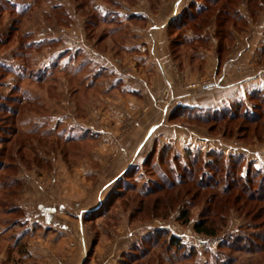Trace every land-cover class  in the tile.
Returning a JSON list of instances; mask_svg holds the SVG:
<instances>
[{
  "label": "rangeland",
  "instance_id": "374dc122",
  "mask_svg": "<svg viewBox=\"0 0 264 264\" xmlns=\"http://www.w3.org/2000/svg\"><path fill=\"white\" fill-rule=\"evenodd\" d=\"M167 1L0 0L1 264H264L256 237L264 235L262 203L241 197L222 205L239 193L223 190L247 184L249 172L251 188L264 193V130L229 120L234 112L264 114V87L214 106L164 88L155 99L162 126L131 159L119 146L137 119L120 121L112 105L89 104L87 73L99 65L92 55L108 54L104 75L131 82L134 65L124 54ZM257 1L183 0L172 21L186 11L203 16L181 29L168 24L175 71L205 73L214 56L222 67L232 53L254 48L257 63L240 71L264 73V0ZM212 82L187 88L204 92ZM215 195L223 200L218 231L199 234L194 225Z\"/></svg>",
  "mask_w": 264,
  "mask_h": 264
},
{
  "label": "crops",
  "instance_id": "0c3cea01",
  "mask_svg": "<svg viewBox=\"0 0 264 264\" xmlns=\"http://www.w3.org/2000/svg\"><path fill=\"white\" fill-rule=\"evenodd\" d=\"M182 2L183 0L164 2L165 4L157 14L149 16L148 24L140 31L138 30L140 39L131 46L129 45L130 47L128 46L131 51L123 53L124 57L126 56L128 61L134 65L131 71L134 77L131 82H126L116 72L114 76L104 75L102 71L108 72L109 70L108 54L96 52L94 53L95 56L92 55L91 57L99 65L96 66L95 72L87 73L88 79H86L85 87L87 94L90 95L89 104L91 106L94 103L97 105L106 103L112 105L114 107L113 112H115L117 120L120 119V121L125 115L137 119V124L124 136L123 143L119 146L123 156L129 159L144 146L145 138L150 137V130L155 131L162 126V120H159L162 119L161 113L156 107L155 99L164 88H171L175 95L191 96L187 101L192 102V104L214 106L223 105L234 98L246 96L247 92L253 89L264 87V73H258L256 70L250 72L240 71V68L249 65L253 67L257 63L254 48V50H249L244 54L242 49L232 53L222 67L220 57L214 56L208 62L205 73L194 74L189 67H184L181 70L182 76L175 71L176 66L166 29L168 24L175 18L177 8L180 5L184 6ZM263 19L261 17L259 22L263 23ZM251 51H253V54L250 53ZM97 72H100L98 73L100 75ZM204 78L213 80L211 85H205V91L208 92L187 88L189 82H200ZM203 94L210 95L207 101L205 98H201ZM89 110L90 115H93L92 112L100 115L101 121L107 119V116H105L107 112L99 111L96 107H90ZM90 119L93 120V116ZM90 127L92 126L90 125ZM104 132H102V138H108V132ZM116 133L117 131H115ZM122 159L124 158L121 155L118 160ZM69 241L70 245L76 243L75 238ZM81 261L47 260L46 264H80ZM42 264H45V262Z\"/></svg>",
  "mask_w": 264,
  "mask_h": 264
},
{
  "label": "trees",
  "instance_id": "16d2710c",
  "mask_svg": "<svg viewBox=\"0 0 264 264\" xmlns=\"http://www.w3.org/2000/svg\"><path fill=\"white\" fill-rule=\"evenodd\" d=\"M255 1L258 2L257 0H249L250 4H251V2L253 3ZM209 11H210L209 9L204 10V12H206V13ZM201 16H203V15H202V12H200V11H198L196 14H192V13L186 11L181 16L182 18H178L179 22L175 23L176 20L172 21L170 23V27L172 26V28L174 27V28L181 29L185 25L184 23L186 22V20L195 22L198 19V17H201ZM219 19L220 18H216L217 21H220L219 23L221 26V25H223L224 21H226V20H222V19L219 20ZM258 93H259V91H253L249 95L250 101L257 99L256 96H258ZM232 104H234V103H232ZM238 107H239V105L236 106V108H238ZM225 112L224 111L221 112L220 117L225 118V115H227ZM263 117H264V114H261V112H257V114H249L248 110H246V111L241 112V113H238V112H234L233 114L231 113V115L229 116V120L230 121H236L237 119H242V121H244L245 123H248V126H245L246 129H253L254 131H257L259 128H262L260 130L263 131L264 130V121L262 119ZM249 125H251V126H249ZM253 125H254V127H253ZM252 177L253 176H251V172H249V175L247 178V182H248L247 184H244V183L240 182L239 180H236L238 182L234 181L233 183L229 184L227 186V188H225L223 190L224 194H230L231 192H233V190H237L239 193L236 195V197L234 199L227 198L226 202L222 204V201H223L222 199H219V200L217 199V201L215 200L217 197L216 195L214 196V198H210V200L208 201L209 206L205 209L204 216H202V218H200L199 221L195 223L194 230L199 234H203V235H207V236H215L217 231H218V227H217L215 219L217 218V216H219V214L222 215L221 211H217V207L221 206V204L223 206H225L226 204H228V202H233V204H236L237 201L242 200L241 197L246 198L245 200H248L251 202L254 201L257 203H262V206H260L258 211H259V213L260 212L264 213V193L256 192L251 188V186H252L251 183L254 180ZM258 190L263 191V186L260 185ZM213 205H215V207ZM187 213H188L187 210H184L182 212V216L187 217L186 216ZM254 217H258V216H256V214H255ZM262 223H264V220L262 221ZM256 237L258 238L259 241L264 242V235L257 234ZM252 240H253V237L250 238L251 243H252ZM173 243L176 244L175 241H173Z\"/></svg>",
  "mask_w": 264,
  "mask_h": 264
},
{
  "label": "built area",
  "instance_id": "2783aa9c",
  "mask_svg": "<svg viewBox=\"0 0 264 264\" xmlns=\"http://www.w3.org/2000/svg\"><path fill=\"white\" fill-rule=\"evenodd\" d=\"M167 100V102H168V104L173 100V96L171 95V94H167V96L165 97V101ZM177 101V105H181L182 104V102H181V100H176Z\"/></svg>",
  "mask_w": 264,
  "mask_h": 264
}]
</instances>
